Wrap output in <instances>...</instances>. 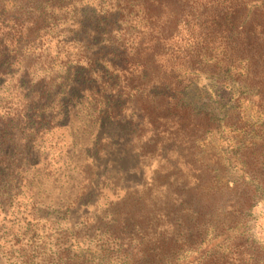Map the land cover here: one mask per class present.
Here are the masks:
<instances>
[{
	"label": "trees",
	"instance_id": "1",
	"mask_svg": "<svg viewBox=\"0 0 264 264\" xmlns=\"http://www.w3.org/2000/svg\"><path fill=\"white\" fill-rule=\"evenodd\" d=\"M200 78L236 90L230 112L243 93L264 102V0H0V264H264L236 232L264 196V135L236 147L241 174L223 182L199 154L233 113L194 102ZM80 116L95 128L84 159L53 162ZM106 147L149 164L148 182L98 179ZM154 160L170 166L161 180ZM70 165L79 192L41 212L33 176ZM93 190L115 206L69 222Z\"/></svg>",
	"mask_w": 264,
	"mask_h": 264
},
{
	"label": "rangeland",
	"instance_id": "2",
	"mask_svg": "<svg viewBox=\"0 0 264 264\" xmlns=\"http://www.w3.org/2000/svg\"><path fill=\"white\" fill-rule=\"evenodd\" d=\"M197 85L191 90L193 94V100L197 105L215 111L220 119L224 114L231 115L229 124L232 127L223 125L215 129L211 134L207 136L204 142L199 156L204 162L209 164L212 168H216V173L220 179L225 182L236 179L240 176V166L238 164V156L234 153L236 147L241 146L242 142L247 144L248 142L258 140L264 135V102L260 104L251 101V92L243 93L240 103H236L239 108H235V111H229L230 106L234 104V99L237 98V92L234 93V88H227L224 93H215L217 86L214 83H210L209 80L200 78ZM223 95L225 98H220ZM209 97V98H208ZM238 115V117H237ZM84 116L72 117L69 120L68 131L65 133V139H73L77 145L70 151L65 150V146L62 143L53 146L50 154L53 162L59 159L66 161L70 157V161L73 164L81 162L84 159L85 151H87L89 144L93 141L95 136V128L88 127L83 128ZM236 125V126H235ZM239 127V130H233V127ZM87 147V148H86ZM106 147V151H108ZM121 147L113 152L109 150L104 155L99 154V158L96 160L98 166V179L107 177L108 175L120 176L124 188L133 189L141 186L143 182V175L141 174V162L138 161L133 155L127 152H121ZM67 152V153H66ZM66 154V156H65ZM53 155V156H52ZM120 158V160H119ZM113 161V163H112ZM154 169H159L155 174L158 180H161V174L170 168L168 163H159L154 160ZM171 162V161H170ZM70 165L67 168H60L59 171H55L56 167H51L52 172L47 176V172H39L41 179V185L39 187V197L44 200L43 205H40L41 212H47L48 206L52 209L66 207L68 201L75 197L79 192L81 185L82 174L79 167L73 169ZM119 167H122L123 175L119 174ZM150 174V173H149ZM153 173H151L152 176ZM175 174L171 173L168 180H173ZM101 183V181H99ZM94 191V192H93ZM90 193H85L81 196L79 204L73 209L72 206L68 208L67 213H63V209H59L60 214H64L71 221H80L85 215H94L97 210L103 211L106 208L114 207L116 204V195L111 191H103L97 193L95 190ZM36 197V196H35ZM97 204V205H96ZM96 205V207H95ZM65 227V226H63ZM236 232L246 233L247 245L254 247L264 246V196H261L260 200L250 210V214L246 217L245 224ZM208 243H217L216 241L208 239ZM206 245L203 247L205 248ZM182 256H178L176 264H195L194 259L199 255L196 252H182ZM225 264H237V263H225Z\"/></svg>",
	"mask_w": 264,
	"mask_h": 264
},
{
	"label": "water",
	"instance_id": "3",
	"mask_svg": "<svg viewBox=\"0 0 264 264\" xmlns=\"http://www.w3.org/2000/svg\"><path fill=\"white\" fill-rule=\"evenodd\" d=\"M151 171V166L149 164H143L141 163V174L143 175V182L141 183L142 184H146L148 182V179H149V173ZM33 179H34V187H36L37 189L40 187L41 185V179L39 177H35L33 176Z\"/></svg>",
	"mask_w": 264,
	"mask_h": 264
}]
</instances>
